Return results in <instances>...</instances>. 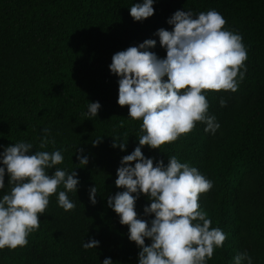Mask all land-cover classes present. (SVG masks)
Returning a JSON list of instances; mask_svg holds the SVG:
<instances>
[{
	"label": "trees",
	"instance_id": "obj_1",
	"mask_svg": "<svg viewBox=\"0 0 264 264\" xmlns=\"http://www.w3.org/2000/svg\"><path fill=\"white\" fill-rule=\"evenodd\" d=\"M137 2L142 0H0V152L21 141L31 143L32 152L61 150L63 161L49 175L55 168L74 169L79 180L77 192H67L75 207L65 211L57 194H50L28 243L0 249V264H101L105 258L137 264L139 248L107 200L123 191L114 184L116 169L144 133L142 120L118 105V77L108 65L115 52L145 39H155L149 51L164 58L154 33L171 31L167 19L189 9L193 15L214 9L225 19L224 28L241 35L244 77L236 78L235 92L202 90L208 114L219 123L215 133L197 121L175 141L141 151L154 165L157 160L167 165L174 155L212 181L198 203L210 227L222 229L226 239L206 264H232L244 252L252 264H264V0H155L153 15L134 21L129 7ZM90 102L100 104L96 117L85 115ZM44 136L50 142L41 148ZM113 137L126 144L124 150L112 146ZM76 149L88 156L85 166ZM4 182L0 195L11 188L7 171ZM92 185L95 204L89 201ZM148 203L145 194L135 201L138 218H153L143 212ZM90 238L98 247L83 248Z\"/></svg>",
	"mask_w": 264,
	"mask_h": 264
},
{
	"label": "clouds",
	"instance_id": "obj_2",
	"mask_svg": "<svg viewBox=\"0 0 264 264\" xmlns=\"http://www.w3.org/2000/svg\"><path fill=\"white\" fill-rule=\"evenodd\" d=\"M155 0H142L129 7L134 21H142L154 13ZM171 31L159 28L154 33L165 49L164 58L149 51L155 39H145L136 46L115 52L108 68L118 77L117 103L128 106V117L140 119L143 135L130 154L124 155L116 169L114 184L123 191L109 196L108 207L118 214L119 222L128 226V239L139 248L137 264H206L215 248L221 247L226 233L212 223L200 209L199 194L212 188V181L194 166L168 157V163L146 158L141 148L160 149L190 132L197 121L204 131L215 133L219 128L215 116L208 114L209 104L202 90H231L243 79L247 50L240 34L223 26L226 21L214 9L193 15L191 9L176 10L168 19ZM166 77V79H164ZM221 106L225 101L220 99ZM99 102L87 105L88 117H96ZM47 133V129L43 130ZM99 139L93 141L95 145ZM47 136L41 139L43 148ZM112 146L125 149L126 144L113 137ZM32 144L17 142L0 152V190L5 189V171L10 191L0 195V249H14L28 243L29 233L39 227V214L45 213L50 194H57V203L65 211L75 204L67 192H77L79 183L74 169L61 168V150L32 152ZM80 165L88 163L83 149H76ZM134 162V163H133ZM63 185L64 190L58 191ZM89 201L96 203L97 188L88 189ZM145 194L149 203L145 215L138 218L135 201ZM145 238L150 239L148 245ZM99 241L90 238L85 249L96 248ZM101 264H113L105 258ZM232 264H252V258L237 253Z\"/></svg>",
	"mask_w": 264,
	"mask_h": 264
}]
</instances>
